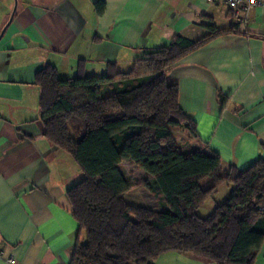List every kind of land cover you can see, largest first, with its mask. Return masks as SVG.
Segmentation results:
<instances>
[{
	"label": "crops",
	"instance_id": "1",
	"mask_svg": "<svg viewBox=\"0 0 264 264\" xmlns=\"http://www.w3.org/2000/svg\"><path fill=\"white\" fill-rule=\"evenodd\" d=\"M232 24L225 7L200 0H0V264L8 256L16 264H69L77 232L65 190L82 173L43 136L35 73L53 65L62 79L78 69L99 77L109 63L127 72L176 36L195 41L209 27ZM233 25L236 31L188 53L168 74L200 141L223 167L245 170L264 161V6L245 26ZM138 83L112 81L100 92ZM124 166L137 168L119 165L128 179ZM153 264L212 263L168 252ZM253 264H264V241Z\"/></svg>",
	"mask_w": 264,
	"mask_h": 264
},
{
	"label": "trees",
	"instance_id": "2",
	"mask_svg": "<svg viewBox=\"0 0 264 264\" xmlns=\"http://www.w3.org/2000/svg\"><path fill=\"white\" fill-rule=\"evenodd\" d=\"M102 8L99 3L96 10ZM233 24L209 27L195 41L176 36L127 72L109 63L99 77L78 69L62 79L53 65L35 73L43 136L82 173L65 190L77 224L69 264H153L168 252L212 264L254 263L264 241V161L245 170L223 167L179 107L177 83L168 74L188 53L236 31ZM127 79L139 83L101 94L102 84ZM180 142L196 147L181 153ZM123 163L143 172L142 185L123 175ZM223 184L232 187L229 197L207 217L198 216ZM140 186L161 196L165 209L149 208Z\"/></svg>",
	"mask_w": 264,
	"mask_h": 264
},
{
	"label": "rangeland",
	"instance_id": "3",
	"mask_svg": "<svg viewBox=\"0 0 264 264\" xmlns=\"http://www.w3.org/2000/svg\"><path fill=\"white\" fill-rule=\"evenodd\" d=\"M174 136H178V140L180 141L179 133L173 132ZM192 144L190 143H185V142H180L179 145V151L181 153H186L190 150V147ZM124 171L126 175H128V180L132 182H137L140 185H142V182L144 181V176L143 173L138 171V169H134L133 167H128L124 166ZM142 193H143V198L144 201L146 202L147 206L151 208L152 210L156 212H161L165 208L163 206V202L161 199V196L159 195H154L149 193L143 186H140ZM232 191V187L227 184L221 185L218 189L217 192L208 200L204 202V204L197 210V214L200 217H207L215 208V206L222 204L230 195Z\"/></svg>",
	"mask_w": 264,
	"mask_h": 264
},
{
	"label": "built area",
	"instance_id": "4",
	"mask_svg": "<svg viewBox=\"0 0 264 264\" xmlns=\"http://www.w3.org/2000/svg\"><path fill=\"white\" fill-rule=\"evenodd\" d=\"M206 5L223 6L230 14L232 23L245 26L248 21L249 13L264 6V0H200ZM2 256V254H0ZM3 257V256H2ZM5 264H16L13 257L4 258Z\"/></svg>",
	"mask_w": 264,
	"mask_h": 264
}]
</instances>
